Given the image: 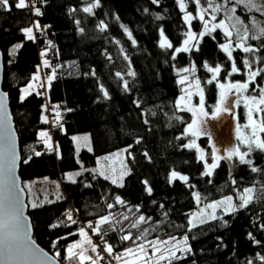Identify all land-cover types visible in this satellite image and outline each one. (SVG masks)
Returning <instances> with one entry per match:
<instances>
[{
	"label": "trees",
	"instance_id": "1",
	"mask_svg": "<svg viewBox=\"0 0 264 264\" xmlns=\"http://www.w3.org/2000/svg\"><path fill=\"white\" fill-rule=\"evenodd\" d=\"M16 2L9 0L10 10L0 9V51L2 89L18 137L19 177L22 186L49 179L58 181L61 190L59 199L40 207L31 208L27 198L36 243L61 264H80L76 257L65 259L68 246L79 239V223L97 224L108 216L109 221L100 225L101 242L111 245L113 254L187 236L190 251L163 264H264V151L253 150L246 156L251 164L221 161L211 175L204 174L196 153L185 147L184 133L192 114L177 106L180 70L191 71L193 66L208 110L216 103L218 84L246 82L249 71L260 72L247 90L259 97V87H264V36L259 35L264 12L250 10L247 0H200L199 4L183 0L184 10L178 0H36L42 13L37 16L32 7L17 9ZM95 2L98 6L92 14L81 10ZM199 12L205 20L215 16L217 24L224 20L232 35L218 28L189 52L176 53L190 29L196 34L202 31ZM186 14L194 17L190 24L184 20ZM28 27L35 29L34 40L22 31ZM246 28L248 38L241 41ZM254 35L259 38L253 39ZM164 39L173 47H161ZM241 43L255 51L244 52ZM228 44L232 59L221 47ZM42 51L49 52L53 75L48 89L43 97L31 94L21 100V89L40 68ZM245 59L250 68L244 66ZM233 61L239 71L228 75ZM205 64L221 68L211 84L207 81L213 73ZM47 111L59 123L52 132V149L38 137L41 130L49 131ZM81 133H88L91 141V150L79 154L86 171L68 182L65 175L79 169L71 136ZM261 136L264 140V132ZM123 148H128L129 172L121 185L89 171L98 158ZM173 171L187 181L173 179ZM245 188L254 189L247 206L189 227L194 195L200 205L225 197L236 202ZM117 197L123 203H117ZM69 211L75 224L67 218ZM140 216L144 221H139ZM125 235L131 239L122 240Z\"/></svg>",
	"mask_w": 264,
	"mask_h": 264
},
{
	"label": "snow or ice",
	"instance_id": "2",
	"mask_svg": "<svg viewBox=\"0 0 264 264\" xmlns=\"http://www.w3.org/2000/svg\"><path fill=\"white\" fill-rule=\"evenodd\" d=\"M157 0H153V3H156ZM179 6L181 10H184L185 4L183 0H178ZM209 3H211V0H208ZM36 0H17L15 3V7L17 9H24L28 7L34 8V14L39 16L41 15L40 8L35 7ZM196 3L199 4L200 0H196ZM97 4H92L89 7H85L83 9L84 12L90 13L92 11V8L97 7ZM247 7L251 9H256L258 11L264 12V3H257V0H247ZM0 9L3 10H10L9 9V0H0ZM219 7L217 6L214 8V11H218ZM234 12L235 9H232ZM194 17L191 14H186L184 16V20L190 24L191 20ZM199 19L201 21H204V15L203 12H201V15L199 16ZM212 19H215V16L212 17ZM240 23V21H238ZM255 23V21H254ZM34 27L37 30H40V26L38 23L34 25ZM223 27L225 29V35L231 36V31L228 30V27L225 25L224 20H221L218 24H212L211 28L208 26V22H204V31L199 33L200 37H203L205 34L215 31L217 28ZM235 27V25H233ZM23 32H25L27 39L34 40L35 37L33 35V28L28 27L25 29H22ZM247 28L245 29V35L240 37L241 41L247 40ZM239 35V33H237ZM259 35L264 36V27L259 28ZM161 36H163V32H161ZM187 39L183 41L182 47H177L174 49L176 53L180 52H189L190 51V41L196 39V34L189 31L186 33ZM259 38L258 36H253V39ZM19 47V45H17ZM161 47H167L172 48L173 45L169 43L166 39H164L161 42ZM224 52L227 53L229 59H232V52L230 50V45H221ZM239 47L243 48V51L253 52L255 49L252 47H245L243 43L239 45ZM198 50V48H197ZM44 55V53H42ZM244 66L246 68H250L249 61L245 59L243 61ZM44 66H48V61H44ZM208 72L213 73L212 78L207 81V83L211 84L214 80L217 79L218 74L221 72V68L219 65H217L215 68L208 67L207 64L204 65ZM181 72H189V68H183L180 70ZM239 69L236 67L235 61L232 62L231 71L228 73V75H231L232 73L238 72ZM264 71V69H262ZM191 72H195V66L191 68ZM260 75V72L257 71H249L248 79L246 82L240 83H229L227 85V90L235 89L237 92H243L247 91L249 88V84L255 80V78ZM51 76H49V80H51ZM34 79H38V77H34ZM188 80L187 76H184L180 79V84H185V81ZM125 86H127L125 84ZM194 86L197 94L200 96V105H199V112L201 115L206 116L207 113L203 110V90L200 88V81L199 79H196L193 84H189V88H192ZM32 85L30 84L28 88L30 89ZM219 87L222 89L221 95H220V101L219 104L216 106V110L213 113V117L218 115L222 111H229L227 107H225V101H226V86L224 84H220ZM256 89L254 88L253 91ZM27 92V89L25 90ZM192 93L189 92L188 95L190 96ZM107 95V93H105ZM7 98L6 93L0 94V264H57L55 259H52L51 261L47 257L46 254L43 253L41 249L36 247L35 242L31 239V237L28 234V224L26 223V219L24 217V205L22 201L20 200L19 193L17 192V184H16V166H17V153H16V147H15V137L11 131L10 126V117L7 112V108L5 106V101ZM24 99V96H21V100ZM181 100L184 99L183 97L180 98ZM245 105L249 108L248 110V125L245 127L251 128L250 135H239L238 139L240 141V144L247 145V151L241 152L240 148L238 146L230 147L226 150V155L224 156H217L216 152L218 151L215 146H213V163L211 165H207L206 167L209 169L208 172L204 174H210V170L217 167V161L220 159L224 160H231L233 157H238L239 161L244 164H251L252 161L246 159L245 157L248 156L253 150L258 149L261 151H264V140L260 138L258 133L264 132V120H261L260 122H257L253 119L252 113H253V107H250L249 105L255 106V111L260 112L264 111V109H261L259 106L264 105V87H259V98L256 97H245ZM189 111L193 112V116H196V110L189 108ZM179 119V117H177ZM45 122L47 120L45 119ZM185 133H190L192 136H198L200 134H203L202 129L198 127V121L197 119H193L192 123L188 125V127L185 129ZM42 136L47 137V133H41ZM50 139V138H49ZM185 147L188 148H197V145L195 143V140L191 141L189 144L185 145ZM199 151V149L197 148ZM36 155H40L39 152L36 153ZM30 159V157H29ZM200 159H204L203 152H200ZM28 161L25 160L24 163H27ZM253 172L257 171V168L253 167L251 169ZM78 174V173H77ZM171 177L173 179L179 178L180 180L187 181L188 177L183 175H178L177 172L173 171L171 173ZM71 179V177H69ZM107 179V177H105ZM113 183H116L115 180H113ZM147 191L150 193L151 188H148ZM243 193L240 196L241 203L239 207L243 208L247 206L251 200H252V188H245L243 190ZM117 203H123L119 199V197L116 198ZM225 203V202H221ZM226 203L228 204L229 210H235V208L232 206V197H226ZM33 207H36L37 205L33 204ZM217 205L215 204H209L207 207L209 208H215ZM109 207H112V205H109ZM67 218L69 221H71L73 224L76 223L75 220L72 219L71 211L67 213ZM127 219V217H125ZM212 219H216V217L213 215L211 217ZM144 216L139 217V221H144ZM109 221L108 216H104L100 218L99 222L96 225H93L92 223L88 224V227L93 231V233L100 235V225L104 224ZM201 223L205 222L203 220L200 221ZM191 223V221H190ZM136 224H133V227H136ZM52 227H57V225H52ZM264 227V225H262ZM79 235L84 237L85 242L91 247V250L93 252L96 251L97 246L92 243L91 238L88 236V233L85 232L83 228H80ZM122 240H129L131 237L129 235H125L121 237ZM174 239V238H173ZM184 242L186 244L187 242V236L184 237ZM259 243V241H257ZM53 247H55V243L53 244ZM81 249L79 253L73 252V249ZM109 255L112 254L113 249L111 245H108L104 249ZM187 251H190V249H185ZM86 249L83 248L82 244H73L69 245L66 249L67 255L65 256V259L71 260L73 257H76L80 264H83L84 260H89L91 264H97L98 259H102V257H97V259H93L92 257L85 255ZM140 251L143 252L144 248L143 245L140 246ZM153 251H158V249L154 248ZM127 253H132V249H127ZM60 253L57 251L56 256H59ZM174 255V253H172ZM116 260L122 259L120 255H117L114 257ZM163 255L160 256V259H165ZM264 259V258H262Z\"/></svg>",
	"mask_w": 264,
	"mask_h": 264
},
{
	"label": "rangeland",
	"instance_id": "3",
	"mask_svg": "<svg viewBox=\"0 0 264 264\" xmlns=\"http://www.w3.org/2000/svg\"><path fill=\"white\" fill-rule=\"evenodd\" d=\"M27 2V0H26ZM97 4V2H95ZM91 5H84L83 9L85 7H89ZM94 8H92V11L88 14L93 13ZM84 12V11H83ZM201 15V12L198 13L197 17L198 20L199 16ZM194 20V18L191 20V22ZM201 21V20H200ZM208 22L209 28H211L212 24H217L213 22V19L201 21L203 24V29L204 31V22ZM190 22V23H191ZM187 24H189L187 22ZM33 28V27H32ZM218 29V28H217ZM219 29L223 30L225 32V29L223 27H220ZM35 29L33 28V35ZM193 32L191 29L189 30ZM188 31V32H189ZM201 31V32H202ZM213 31L205 34H211ZM194 33V32H193ZM196 34V33H194ZM26 35V34H25ZM204 35V36H205ZM203 36V37H204ZM27 38V36H26ZM202 37L199 36V33L196 34V39L190 41V47L193 46V44H196L197 42L200 41ZM187 39V36L186 38ZM229 45V44H228ZM183 46V43H182ZM181 46V47H182ZM232 47L230 46V50ZM44 53V55H42ZM48 56L49 52L48 51H42L40 54V68L38 72L33 76L31 82L25 86L24 88L21 89L20 91V99L21 96H24L26 98L27 96L31 94H35L37 96L43 97L45 95V91H47L49 83L51 80H49V76L53 77L52 75V70L50 69L49 66V61H48ZM48 61V66H44V61ZM49 69V70H47ZM182 77L187 76L188 80L185 81V84L181 85V95L177 100V106L179 109L188 111L192 114V121L193 119H197L198 121V127L202 129L203 134H200L198 136H192L190 133H184V136L186 137L187 144H189L191 141L195 140V143L197 145V148H188L189 150H193L197 158L203 163L204 165V170L205 173L209 171V169L206 167L207 165H211L213 163V157H212V152H213V146L218 150L216 152L217 156H224L226 155V150L230 147L238 146L240 148V151L246 152L247 151V145L240 144V141L238 139L239 135H250L251 133V128L250 127H245L248 125V110L249 108L246 107L245 105V97H253L247 93V91L243 92H237L235 89L227 90V85L229 83H224L226 86V101H225V107L229 109V111H222L215 117H213V113L216 110V106L219 104L220 101V95L222 89L219 87L220 84L217 85V98H216V103L214 104L213 108L211 110H208L206 107V97L203 92L204 100H203V110L205 113H207L206 116L201 115L199 112V105H200V96L197 94L194 86L192 88H189V84L194 85V81L196 78L194 77V74L189 71V72H182ZM34 77H38V79H34ZM181 77V78H182ZM180 78V79H181ZM52 79V78H51ZM32 85V87L29 89L28 86ZM201 88V87H200ZM27 89V92L25 90ZM191 92L192 94L189 96L188 93ZM183 97L184 99H180ZM257 99L259 97H256ZM250 107H253V119L256 120L257 122H260V112L255 111V106L249 105ZM264 105H260L259 107L262 109ZM192 108L196 110V116H193V112L189 111L188 109ZM47 124L49 126V133L47 131L41 130L38 133V137L42 139L43 144L48 148L52 149L55 147L53 141H52V132L59 128V123L57 120L51 116V114L47 111ZM192 123V122H191ZM46 132L48 135L47 137L42 136L41 133ZM260 138L262 139V132L258 133ZM50 138V139H49ZM71 139L73 141L74 145V150H75V155L77 158V161L79 163V169L69 172L65 175V180L68 182H74L76 181L85 171L86 169L83 167V164L79 160V154L81 151H90L91 150V141H90V136L88 133H81V134H76L71 136ZM202 141V142H201ZM204 142V143H203ZM202 146V147H201ZM254 150H258L255 149ZM203 152L204 159H200V152ZM207 151L210 152V155L208 156ZM261 151V150H260ZM127 154H128V148H123L120 151H117L115 153H112L110 155L98 158L96 160V164L89 169L92 173L100 176V177H107V179L113 183V180L116 181V183H113L115 185H121L123 179L127 176L128 174V162H127ZM246 158V157H245ZM232 160H238V157H233L231 160H224L220 159L217 161V165L221 161H232ZM216 168V167H215ZM210 170L211 175L213 170ZM78 173V174H77ZM71 177V179L69 178ZM23 187L26 190L27 193V198H28V203L31 208H34L32 205L35 204L37 205L36 207H40L43 205L49 204L53 199H59L60 198V185L58 181H51L49 179H35V180H30L26 181L23 183ZM253 189V188H252ZM244 194L239 193L236 196V202L232 198V206L235 208H239V205L241 203L240 196ZM252 197H254V189L252 193ZM253 199V198H252ZM194 200L196 207L195 209L190 213L189 219H188V224L190 228H193L197 225L202 224L200 221L203 220L206 222L212 221L211 217L214 215L216 218L220 215L224 214H229L233 212L234 210H229L228 204L226 203V197L214 202H211L210 204H215L217 205L215 208H209L207 207L208 205H200L199 199L197 195H194ZM225 203H221V202ZM191 221V223H190ZM93 225H96V223H93ZM81 227L80 225L78 226V231L80 230ZM84 229V228H83ZM85 232L88 233V236L91 238L92 235H96L93 233V231L86 226V229H84ZM102 236V234L97 235L99 238ZM102 238H99L98 241L100 244H104L101 242ZM92 243L97 246V243L95 240L91 239ZM82 244L83 248L86 249L85 255L92 257L93 259H97L98 257V247L96 248V251L93 252L91 250V247L85 242L84 237L79 236V239L74 242L73 244ZM71 244V245H73ZM144 251H140V246L136 249H132V253H127V251L123 254H119L122 259L116 260V264H163L164 262H168V260H172L175 258L177 255L180 253H184L185 249H189L188 243L184 242V238H168L165 240L161 241H154L151 243H146L142 244ZM107 247V245H106ZM156 248L158 251H153V249ZM81 249H73V252L79 253ZM106 252V251H105ZM107 253V252H106ZM174 253V255H172ZM67 254V253H66ZM108 254V253H107ZM109 255V254H108ZM163 255L166 257L165 259H160V256ZM80 262V261H79ZM83 264H91L89 260H84ZM97 264H102L101 260H97Z\"/></svg>",
	"mask_w": 264,
	"mask_h": 264
},
{
	"label": "water",
	"instance_id": "4",
	"mask_svg": "<svg viewBox=\"0 0 264 264\" xmlns=\"http://www.w3.org/2000/svg\"><path fill=\"white\" fill-rule=\"evenodd\" d=\"M2 74H3V66H2V55H1V51H0V94L2 93H5L2 89ZM5 106L7 108V112H8V115L10 117V126H11V131L15 137V147H16V153H17V156H18V159H17V166H16V184H17V192L19 193V196H20V200L22 201L23 205H24V217L26 219V223L28 224V234L29 236L31 237V239L35 242V245L36 247H38L39 249H41L43 251L44 254L47 255V257L49 258V260L51 261L52 259H55L57 264H61L59 262V260L57 258H55L54 256H52L50 253H48L46 250H44L43 248H41L37 243L36 241L34 240L33 238V231H32V225H31V220L28 216V213H27V210H28V205H27V196H26V192L22 186V181L19 177V165H20V152H19V145H18V137H17V133H16V130H15V127H14V122H13V118H12V115H11V111H10V108H9V100H8V96L6 98V101H5Z\"/></svg>",
	"mask_w": 264,
	"mask_h": 264
},
{
	"label": "built area",
	"instance_id": "5",
	"mask_svg": "<svg viewBox=\"0 0 264 264\" xmlns=\"http://www.w3.org/2000/svg\"><path fill=\"white\" fill-rule=\"evenodd\" d=\"M27 2H28V0H27ZM28 8H31V6L28 7ZM46 118H47V114H46ZM79 225L81 227H83L84 229H86L87 225L82 224V223H79ZM99 238H102V236H100ZM99 238L97 237V234L91 236V239L95 240V242L97 243V247H98L97 248L98 249L97 252H98V256L102 257V259H100L102 264H116V259L114 257L117 256L118 254H113L112 253L111 255H108L105 252V250H104L106 248V245L105 244H100L99 241H98Z\"/></svg>",
	"mask_w": 264,
	"mask_h": 264
}]
</instances>
